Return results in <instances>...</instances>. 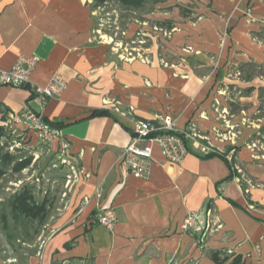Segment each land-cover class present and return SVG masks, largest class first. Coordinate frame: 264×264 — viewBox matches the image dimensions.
<instances>
[{"label": "crops", "instance_id": "1", "mask_svg": "<svg viewBox=\"0 0 264 264\" xmlns=\"http://www.w3.org/2000/svg\"><path fill=\"white\" fill-rule=\"evenodd\" d=\"M131 10H142L134 21L143 30L168 35L166 50L178 61L160 58L157 45L146 46L148 57L121 55L97 34L91 0H0V69L21 55L37 59L28 87L0 84L6 119L29 106L61 120L53 145L80 173L65 209L42 226L51 232L21 263L215 264L210 252L224 250L245 264H264V161L250 147V112L240 110L244 125L235 134L240 114L231 110L234 99L255 103L262 99L256 92L264 93V76L234 75L237 63L264 64L263 0H147ZM136 26L131 22L129 32ZM55 74L66 86L40 107L31 88ZM99 108L110 115L89 117ZM125 110L151 121L169 114L177 130L194 125L221 152L236 144L239 166L258 182L246 189L252 202L237 177L217 186L229 172L226 162L201 157L193 140L180 164L153 144L149 176H132L121 158L132 127ZM254 125L264 131V122ZM106 206L116 215L111 228L95 220ZM189 212L205 223L203 234L182 228ZM12 259L0 257V264Z\"/></svg>", "mask_w": 264, "mask_h": 264}, {"label": "rangeland", "instance_id": "2", "mask_svg": "<svg viewBox=\"0 0 264 264\" xmlns=\"http://www.w3.org/2000/svg\"><path fill=\"white\" fill-rule=\"evenodd\" d=\"M141 14L142 10H125L116 2H110L104 7L97 8V34L103 35L106 40L111 42L116 51L125 57H148L150 50L146 46L157 45L160 58L178 61V54L169 55L166 50L164 40L168 35L155 33L156 30L154 29L152 31L143 30L141 23L134 21V17L142 16ZM131 22L137 25L133 33L129 32ZM163 36L164 38H162ZM260 36L264 40V31L260 32ZM235 70L234 75L237 78H244L247 75L264 76V64L253 61L237 63ZM259 90L256 92L257 94L259 92V96H262L259 102L241 103L237 99L231 102V110L240 114L236 125L232 129L236 131L235 134H238L237 130H240L239 125H244L243 118L245 116L240 110L242 108H245L246 111L248 110L250 112V120L253 123L251 125L253 132L249 137L250 147L253 149L255 159L264 161V131H260L259 127L254 125L264 122V93L261 88ZM230 94L237 96L239 88L230 87ZM245 121L246 123L248 122L247 119ZM22 126H18L16 123L11 124L6 129L2 142L6 144L8 151L18 156V158L31 157L30 164L20 172L12 170L10 165L6 168L5 173L0 176V208L6 206V210H9L7 201L10 195L27 184L31 187L34 199L37 202L46 197L50 205V212L43 222L44 224L57 217L65 209L74 179L80 173L77 164L62 161L53 142H43L33 133L29 135ZM230 136L232 138V135ZM209 142L211 141L209 140ZM9 145H11V149ZM235 145L232 142L231 146L234 147L228 152L229 156H231V161H233V167L239 174L237 178L246 184V187L249 184L257 185L258 182L250 178L239 166L236 158L237 147ZM211 148L216 149L215 147ZM8 222L10 230L15 237L10 242L8 241L6 230L1 227L2 220L0 218V257H13L6 264H24L25 262L21 263V259L25 260L31 252H35L39 248L42 238L48 236L51 231L43 228V224L37 220L21 218L17 224H14L12 218L9 217Z\"/></svg>", "mask_w": 264, "mask_h": 264}, {"label": "built area", "instance_id": "3", "mask_svg": "<svg viewBox=\"0 0 264 264\" xmlns=\"http://www.w3.org/2000/svg\"><path fill=\"white\" fill-rule=\"evenodd\" d=\"M35 56L21 55L9 69H0V84H8L16 87L28 84L30 74L36 65ZM66 86L65 80L59 75H53L47 84L34 85L31 90L34 98L40 107L48 98L59 96ZM125 115L131 111L125 110ZM8 128L12 123L21 124L33 131L36 137L47 143H51L60 136V130L43 120L40 112L25 106L18 114L0 121ZM131 138L129 143L123 148L122 162L127 171L134 177L146 178L149 176L152 145L159 146L164 158L171 164H180L188 152L185 140H193L201 153L213 151V147L206 137L199 134L194 125L187 130H177L173 117L166 114L159 121L143 120L132 118ZM206 140V141H204ZM63 147L65 144L62 145ZM11 149V145H9ZM63 162H67L59 153ZM229 161L231 156L227 155ZM116 221L115 211L112 207H102L97 212V222L107 228H111ZM182 228L190 234L206 230L205 223L199 219L195 212H189L182 221Z\"/></svg>", "mask_w": 264, "mask_h": 264}, {"label": "trees", "instance_id": "4", "mask_svg": "<svg viewBox=\"0 0 264 264\" xmlns=\"http://www.w3.org/2000/svg\"><path fill=\"white\" fill-rule=\"evenodd\" d=\"M110 2H116L124 9H133V8H140L147 2V0H91V6L93 9L104 7L106 4ZM23 87H28V85H24ZM31 96H34V93L31 92ZM8 109L0 103V119L5 120L6 114ZM110 115V112L107 109L99 108L93 109L90 112L89 117H96V116H106ZM132 118H136L133 113L130 114ZM43 120L53 127H60L62 124L61 120H53L49 121L45 116H43ZM6 129L4 126L0 124V176L5 173V170L10 165L12 166V170L15 172H20L24 168H26L30 164L31 157L26 158H18L15 154H12L6 148V144L2 142L3 137L5 136ZM188 147V140H185ZM234 146H228L224 151H218L215 149L214 151H209L207 153H203L201 157H211V156H219L221 157L227 164L229 168L228 174L221 180L217 182V186H220L224 181L231 180L234 177H238L236 169L233 167V161H229L227 155L228 151L231 150ZM241 188L247 198L248 202H252L249 199V195L246 192V184L240 181ZM231 204L237 205L231 199H227ZM7 206L9 210H6L5 207L0 208V218L2 220V228L6 230V235L8 237V241L10 242L15 236L14 233L11 232L9 227L8 219L9 217L12 218L14 224H17L21 218L25 219H32L37 220L39 223H42L46 220L49 212H50V205L46 197L41 201L37 202L34 199V195L32 193V189L29 185L25 184L21 188L14 191L7 201ZM97 221V214L96 219ZM197 235V234H193ZM197 244L201 246L203 243V237L199 234L197 236ZM202 239V240H201ZM71 242H67L64 246H70ZM211 259L215 262V264H245L242 256L240 254L235 253H227L224 250H212L210 252Z\"/></svg>", "mask_w": 264, "mask_h": 264}]
</instances>
